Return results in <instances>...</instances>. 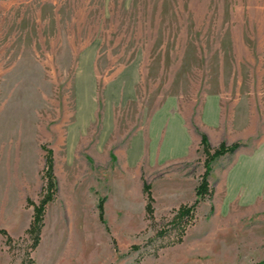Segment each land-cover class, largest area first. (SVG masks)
Wrapping results in <instances>:
<instances>
[{
    "label": "rangeland",
    "instance_id": "1",
    "mask_svg": "<svg viewBox=\"0 0 264 264\" xmlns=\"http://www.w3.org/2000/svg\"><path fill=\"white\" fill-rule=\"evenodd\" d=\"M0 264H264V0H0Z\"/></svg>",
    "mask_w": 264,
    "mask_h": 264
},
{
    "label": "trees",
    "instance_id": "2",
    "mask_svg": "<svg viewBox=\"0 0 264 264\" xmlns=\"http://www.w3.org/2000/svg\"><path fill=\"white\" fill-rule=\"evenodd\" d=\"M230 151L231 148L221 145L219 148L215 149L213 152L210 151L209 148H205V153L207 155V163H210L211 160L214 158L221 156L222 154L226 153L227 151ZM53 152L52 150L48 151L47 157H46V171H45V192L43 199L41 200L40 205L35 208V219L34 224L36 229L38 230V233L41 231V227L43 224V216L46 209L47 204L54 199L55 194V174H54V164H53ZM210 164L208 165L207 169H210ZM205 185H202V194L203 196L208 191V183L207 181H204ZM203 183V184H204Z\"/></svg>",
    "mask_w": 264,
    "mask_h": 264
}]
</instances>
